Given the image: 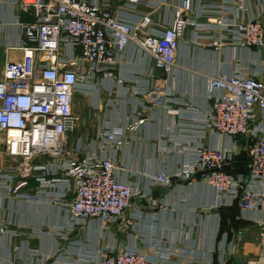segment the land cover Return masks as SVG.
<instances>
[{"label":"crops","instance_id":"0c3cea01","mask_svg":"<svg viewBox=\"0 0 264 264\" xmlns=\"http://www.w3.org/2000/svg\"><path fill=\"white\" fill-rule=\"evenodd\" d=\"M17 1L0 0V80L8 61L23 59L22 24L35 20L33 9H23ZM99 3L109 4L134 26L150 16L144 31L161 35L172 25L182 0ZM189 17L198 24L184 29L171 73L154 67L150 57L131 44L115 69L124 84L101 73L79 83L74 92L73 109L81 123L68 134L69 158H84L98 146L103 129H127L125 141L106 151L118 166V179L138 189L126 219L107 231L96 221L69 228L64 204L73 194L62 196V183L42 185L38 177L43 171L31 167L47 164L50 157L39 156L25 165L21 157L0 149V264H78L110 244L141 252L151 264H220L223 241L235 245L227 250L225 264H264V201L241 212L234 203L222 202L199 173L188 180L180 176L184 165L196 161L198 146L232 144L228 137L202 131L211 105L207 85L219 73L264 76V48L242 46L230 31L241 19L264 22V0H195ZM218 19L223 24H217ZM214 39L219 47L211 46ZM172 98L179 102L171 103ZM168 107L179 112L172 114ZM259 123L264 125L261 114ZM78 139L84 145L81 152L74 151ZM252 143L251 137L238 138L239 153L227 170L246 173L243 158H249ZM158 173L175 182L160 196H156L159 185L153 182ZM21 181L27 184L13 192ZM255 191L264 200V183H258Z\"/></svg>","mask_w":264,"mask_h":264},{"label":"built area","instance_id":"2783aa9c","mask_svg":"<svg viewBox=\"0 0 264 264\" xmlns=\"http://www.w3.org/2000/svg\"><path fill=\"white\" fill-rule=\"evenodd\" d=\"M120 1L134 5L141 0ZM194 1L182 0L172 25L161 35L144 31L150 16H144L134 26L99 0L17 1L23 9H33L35 20L22 24L23 59L8 61L0 80V149L21 157L25 165L39 156L50 157L47 164L31 167L43 171V176L38 177L42 185L62 183V196L73 194L72 200L64 204L69 228L96 221L102 231H107L112 224L126 219L133 196L138 193L133 185L118 179V166L106 154L108 149L118 148L125 141L127 129L118 126L103 129L97 136L98 146L84 158L68 157L71 153L68 134L81 123V117L73 109L77 85L101 73L117 85L124 84L115 69L131 44L139 46L154 67L171 73L184 29L198 24L189 17ZM217 24H223V20L218 19ZM230 31L236 43L264 48L262 20L241 19ZM219 44L214 39L211 46ZM207 93L211 105L203 118L202 131L228 137L232 144L224 148L198 146L196 161L184 165L180 176L188 180L199 173V178L211 184L225 204L238 200L241 212L256 209L264 201L255 191L258 183H264V125L256 124L260 114L264 117V76L219 73L208 81ZM170 101L176 104L179 99ZM168 111L179 112L172 107ZM239 137L253 139L248 174H234L226 169L239 153ZM83 148L82 140L78 139L74 151L81 152ZM46 175L53 177L48 179ZM153 182L167 188L175 184L164 173H158ZM25 184L27 181H21L13 192ZM234 247L231 241H223L218 255L220 264H225L227 250ZM78 264L151 263L141 252L110 244Z\"/></svg>","mask_w":264,"mask_h":264},{"label":"water","instance_id":"95a60500","mask_svg":"<svg viewBox=\"0 0 264 264\" xmlns=\"http://www.w3.org/2000/svg\"><path fill=\"white\" fill-rule=\"evenodd\" d=\"M168 191V188L165 187V186H162V185H159L157 188H156V196H160L161 194H164Z\"/></svg>","mask_w":264,"mask_h":264},{"label":"trees","instance_id":"16d2710c","mask_svg":"<svg viewBox=\"0 0 264 264\" xmlns=\"http://www.w3.org/2000/svg\"><path fill=\"white\" fill-rule=\"evenodd\" d=\"M241 155H242V154H241ZM241 155H240V156H241ZM240 156H239V157H240ZM241 157H244V155L241 156ZM243 159L245 160V163L247 164V169H246V173H245V174H248V172H249V168H248L249 158L246 156V157H244ZM228 171H229V170H228ZM233 205H234V208L237 207V208L239 209V206H238V200H236V201L234 202ZM234 217H235V216H234Z\"/></svg>","mask_w":264,"mask_h":264}]
</instances>
